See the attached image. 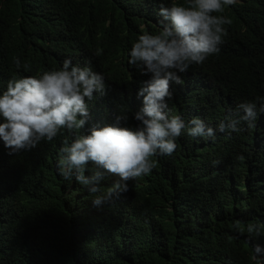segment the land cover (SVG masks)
Returning <instances> with one entry per match:
<instances>
[{"label": "trees", "instance_id": "1", "mask_svg": "<svg viewBox=\"0 0 264 264\" xmlns=\"http://www.w3.org/2000/svg\"><path fill=\"white\" fill-rule=\"evenodd\" d=\"M170 2L0 0V92L13 76L71 58L90 61L109 88L88 102L90 123L137 110L148 77L127 64V51L138 35L160 30L159 7ZM223 14L232 23L220 51L181 74L182 84L170 83L169 109L186 123L199 117L215 128L238 104L264 97V0H237ZM17 56L30 71L16 69ZM239 127L214 139L182 131L171 156H154L148 175L100 206L57 174L58 150L72 133L18 155L0 144V264H256L253 247H264V114L255 127ZM115 179L107 175L101 192ZM249 224L260 226L259 237Z\"/></svg>", "mask_w": 264, "mask_h": 264}, {"label": "clouds", "instance_id": "2", "mask_svg": "<svg viewBox=\"0 0 264 264\" xmlns=\"http://www.w3.org/2000/svg\"><path fill=\"white\" fill-rule=\"evenodd\" d=\"M236 2L161 3L160 30L138 35L127 51V64L148 77L136 91L140 107L131 113L120 111L109 124L90 123L88 102L106 96L109 90L105 75L94 71L90 61L81 66L65 58L59 68L13 76L0 92V144L8 155H18L41 141H53L62 130L72 133L71 142L65 139L58 150L57 174L95 194L91 202L100 206L127 193L130 180L148 175L156 166L154 156H171L182 131L191 137L214 139L217 132L239 131L241 124L255 127L258 115L264 114V97L238 104L215 128L199 117L186 123L182 116L171 114L168 105L170 83L182 84L181 74L220 51L227 35L225 25L232 23L223 13ZM99 54L97 50L95 55ZM12 62L17 70L30 71L20 57H13ZM107 175L116 179L101 192V181ZM18 195L22 199L27 193L18 191ZM247 232L253 237L261 235L257 224H249ZM252 259L264 264V247L255 245Z\"/></svg>", "mask_w": 264, "mask_h": 264}]
</instances>
